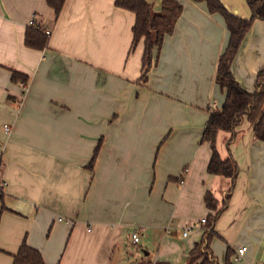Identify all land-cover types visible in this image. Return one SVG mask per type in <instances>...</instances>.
<instances>
[{
  "label": "crops",
  "instance_id": "1",
  "mask_svg": "<svg viewBox=\"0 0 264 264\" xmlns=\"http://www.w3.org/2000/svg\"><path fill=\"white\" fill-rule=\"evenodd\" d=\"M115 1L67 0L56 18L46 0H0V264H13L23 243L45 264H188L205 234L201 219L215 214L207 193L219 210L228 202L210 245L217 264L229 249L232 264H264V140L247 119L219 132L221 158L239 167L235 180L208 173L212 149L201 141L225 102L223 19L177 0L183 12L143 74V40L131 51L135 14ZM147 1L160 9L162 0ZM221 2L251 17L247 0ZM33 19L50 33L43 51L24 42ZM262 68L256 20L231 71L254 93ZM13 72L28 76L26 88Z\"/></svg>",
  "mask_w": 264,
  "mask_h": 264
},
{
  "label": "trees",
  "instance_id": "2",
  "mask_svg": "<svg viewBox=\"0 0 264 264\" xmlns=\"http://www.w3.org/2000/svg\"><path fill=\"white\" fill-rule=\"evenodd\" d=\"M67 0H46L58 18L63 11ZM155 1V0H153ZM195 3H204L210 14L219 15L228 30L229 39L224 53L221 55L218 70L217 84L225 92V102L221 110H212L202 135V142L211 145L212 156L208 164L209 174L223 176L235 180L239 167L233 159L223 160L217 149V136L220 131L235 132L245 119L253 126V135L257 140H264V68L256 78L254 93L247 92L235 80L232 74V65L241 47V44L256 20L264 21V0H247L251 17L243 19L232 14L221 0H191ZM115 6L135 14L136 20L132 28L133 51L143 40L144 53L142 71L147 74L153 66L155 53L159 52L165 38L175 29L177 20L183 12V5L177 0H162L159 10L155 4L147 0H116ZM50 34L41 25H30L25 34V45L29 48L43 51L48 47ZM12 80L28 86L29 78L26 75L13 72ZM25 94V90L23 91ZM102 142L96 147L88 165L92 171L101 151ZM183 179L181 180V182ZM180 182V183H181ZM208 210L214 211L206 218L205 234L203 239L195 245L189 254L188 264H217L213 257L210 245L214 237V226L227 207L226 202L222 209H218V202L211 193L204 198ZM233 252L228 250L226 264H232ZM13 264H45L41 253L26 243L13 257Z\"/></svg>",
  "mask_w": 264,
  "mask_h": 264
},
{
  "label": "built area",
  "instance_id": "3",
  "mask_svg": "<svg viewBox=\"0 0 264 264\" xmlns=\"http://www.w3.org/2000/svg\"><path fill=\"white\" fill-rule=\"evenodd\" d=\"M34 24L39 25V24L33 19V20L30 22V25H34ZM47 33L50 34L49 31H47ZM210 106H211V107H214V104H210ZM5 131H6L7 133H10V127H9V126H5ZM205 224H206V218L201 219V221H200V225L205 226ZM195 228H196V226L193 225V224L188 225V226L184 229L183 236H184V237L188 236V234H189L193 229H195ZM132 240H133V242L136 243V244L139 243L140 240H141V234H140L139 232H134V233L132 234ZM246 251H247V247H242V248H240V249L238 250V255L242 258V255H243Z\"/></svg>",
  "mask_w": 264,
  "mask_h": 264
},
{
  "label": "rangeland",
  "instance_id": "4",
  "mask_svg": "<svg viewBox=\"0 0 264 264\" xmlns=\"http://www.w3.org/2000/svg\"><path fill=\"white\" fill-rule=\"evenodd\" d=\"M181 237H182V235H181V236H180V235H175V238H176L177 240H179ZM244 264H246V263H244Z\"/></svg>",
  "mask_w": 264,
  "mask_h": 264
}]
</instances>
